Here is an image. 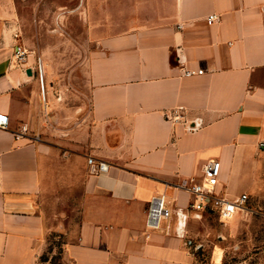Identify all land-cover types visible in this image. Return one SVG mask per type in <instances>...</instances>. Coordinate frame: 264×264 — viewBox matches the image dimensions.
Here are the masks:
<instances>
[{"label":"crops","instance_id":"0c3cea01","mask_svg":"<svg viewBox=\"0 0 264 264\" xmlns=\"http://www.w3.org/2000/svg\"><path fill=\"white\" fill-rule=\"evenodd\" d=\"M72 1L80 87H58L43 54L42 93L19 2L0 0V264H43L48 235L69 264H193L206 211L180 181L217 159L219 194L264 192V0ZM161 193L172 214L148 231Z\"/></svg>","mask_w":264,"mask_h":264},{"label":"rangeland","instance_id":"374dc122","mask_svg":"<svg viewBox=\"0 0 264 264\" xmlns=\"http://www.w3.org/2000/svg\"><path fill=\"white\" fill-rule=\"evenodd\" d=\"M24 14L25 47L30 54L55 57L51 65L57 72L58 87H80V74L73 77L71 68L76 63L71 57L84 55L87 48L80 46V17L70 11L72 0H18ZM72 30V31H71ZM70 35L73 41H66ZM76 40V41H75ZM253 201V202H252ZM255 212L241 211L228 220H220L215 211H206L198 232L191 238L193 264H264V192L247 202ZM60 236L48 235L42 253L43 264H69L61 254Z\"/></svg>","mask_w":264,"mask_h":264},{"label":"built area","instance_id":"2783aa9c","mask_svg":"<svg viewBox=\"0 0 264 264\" xmlns=\"http://www.w3.org/2000/svg\"><path fill=\"white\" fill-rule=\"evenodd\" d=\"M217 18L215 13L207 16V22L211 23ZM26 48L21 44H16L14 48V58L18 62H23L27 56ZM36 71L41 80V91L43 93V65L40 57L36 58ZM203 69H188L185 70V75L201 74ZM9 125L8 115L0 112V127L6 128ZM28 130L25 123H22L18 128L13 130L16 138L24 135ZM260 147L264 150V139L260 141ZM87 162L90 170L95 173L108 170V163L103 160H95L93 157H88ZM220 176V160L209 159L202 167V178L200 180L182 179L178 186L187 188L193 199L190 203V208L196 211H215L220 220H228L241 211L255 212L253 208L247 206L248 194L241 193L235 197H228L219 194L216 191V186ZM172 211L167 204L164 194H155L149 200L146 209V228L148 231L156 230L161 221L170 217Z\"/></svg>","mask_w":264,"mask_h":264},{"label":"trees","instance_id":"16d2710c","mask_svg":"<svg viewBox=\"0 0 264 264\" xmlns=\"http://www.w3.org/2000/svg\"><path fill=\"white\" fill-rule=\"evenodd\" d=\"M40 258H41L42 261H45V258L43 257V255H41Z\"/></svg>","mask_w":264,"mask_h":264},{"label":"water","instance_id":"95a60500","mask_svg":"<svg viewBox=\"0 0 264 264\" xmlns=\"http://www.w3.org/2000/svg\"><path fill=\"white\" fill-rule=\"evenodd\" d=\"M27 72L30 73L31 72L30 69H27Z\"/></svg>","mask_w":264,"mask_h":264}]
</instances>
